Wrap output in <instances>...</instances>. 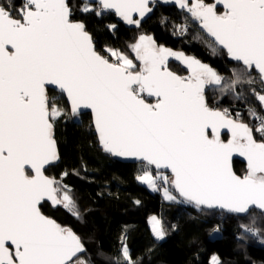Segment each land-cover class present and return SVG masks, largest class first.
<instances>
[{"label":"snow or ice","instance_id":"6c2138e0","mask_svg":"<svg viewBox=\"0 0 264 264\" xmlns=\"http://www.w3.org/2000/svg\"><path fill=\"white\" fill-rule=\"evenodd\" d=\"M175 3L241 65L226 88L211 66L158 46L149 35L130 46L134 58L112 48L97 50L84 23L72 18L69 0H22L15 8L11 0H0V264H89L80 236L42 212L43 202L66 209L74 203L69 186L45 174L59 159L54 128L65 115L50 99L49 86L69 102L71 114L91 110L104 151L154 166L157 178L145 171L137 179L154 190L162 181L168 200L177 199L175 191L197 207L264 213V115L250 108L259 123L249 126L239 113L233 117L210 107L205 96L206 89L221 86L237 89L242 99L238 86L253 84L255 72L262 87L253 96L264 111V0ZM81 11L97 17L114 12L139 27L152 7L150 0H95ZM170 57L182 61L189 75L172 71ZM225 129L230 139L222 138ZM236 155L246 160L243 176L233 170ZM152 220L162 239L160 220ZM115 264L139 262L122 242Z\"/></svg>","mask_w":264,"mask_h":264},{"label":"trees","instance_id":"16d2710c","mask_svg":"<svg viewBox=\"0 0 264 264\" xmlns=\"http://www.w3.org/2000/svg\"><path fill=\"white\" fill-rule=\"evenodd\" d=\"M69 2L72 18L84 23L97 50L114 48L134 58L130 46L139 35H152L159 45L185 52L211 66L225 78V88L241 67L225 50L216 48L199 25L175 3L157 0L153 14L137 27L111 12L97 17L81 11L88 4L86 0ZM11 3L14 8L19 7L22 0ZM108 25L116 27L110 29ZM182 25L188 26L186 31H181ZM169 68L182 76L188 72L176 60L170 62ZM252 78L253 84L244 82L238 86L242 99L236 98L237 89L221 91V86L212 91L207 89L209 106L227 109L233 117L239 113V118L249 126L258 125L259 121L249 116V109L264 115L253 96V89L259 91L262 86L255 72ZM247 79L242 77L243 81ZM49 97L55 98L56 106L63 108L65 115L57 119L54 128L60 160L46 174L62 179L69 186L74 203L66 209L45 202L42 210L80 236L89 264H115L122 242L139 264H212L214 254L219 256L218 264H264V213L253 209L247 215H232L224 210L197 207L175 191L177 199L168 200L162 191L164 184L154 190L137 179L145 171H155L154 166L122 161L104 151L90 113L71 114L67 100L52 89ZM256 136L259 140L258 133ZM227 138L224 135L223 139ZM233 165L237 174L243 176L247 172V164L235 160ZM64 172L69 175L62 177ZM152 216L160 219L165 239L156 238L151 229ZM241 225L258 228L260 232L253 235L242 231Z\"/></svg>","mask_w":264,"mask_h":264},{"label":"water","instance_id":"95a60500","mask_svg":"<svg viewBox=\"0 0 264 264\" xmlns=\"http://www.w3.org/2000/svg\"><path fill=\"white\" fill-rule=\"evenodd\" d=\"M70 1V0H69ZM88 3H92L93 5L95 4V0H86ZM157 0H150V7H152V12L151 13H149V14H147L142 20H141V22L142 21H146V20H148L149 19V17L153 14V12H154V7H153V4L156 2ZM111 13H113V14H115L114 12H111ZM116 15V14H115ZM134 18H139L138 16H136V17H134ZM94 42V41H93ZM94 44H95V42H94ZM172 71H174V70H172ZM174 72H176V71H174ZM177 73V72H176ZM178 74V73H177ZM180 75V74H179ZM49 89H52L53 90V88H52V86H49ZM207 91V90H206ZM205 96H206V92H205ZM68 102V101H67ZM208 102V101H207ZM68 104H69V102H68ZM69 107H70V104H69ZM216 109V108H215ZM217 110H220V109H217ZM222 111V110H221ZM85 113H90L91 114V117H93V126H94V115L92 114V112H91V110H89V109H81L80 110V112L78 113V114H85ZM78 114H76V115H78ZM94 128H95V126H94ZM97 132V131H96ZM97 135H98V133H97ZM224 135H227L228 136V138L227 139H230V132L227 130V129H225V130H222V132H221V136H222V138L224 137ZM227 139H225V140H227ZM56 143H57V150H58V154H59V159L58 160H56V161H54V162H52L51 164H49V165H47L46 166V171L48 170V168L50 167V166H53V165H56L57 163H58V161L60 160V151H59V147H58V142L56 141ZM110 154V153H109ZM112 155V154H111ZM116 157H118L119 159H121L122 161L124 160V161H126V162H132V163H134V162H137V163H145L144 161H142V160H140V159H138V158H135V157H119V156H116ZM239 161V162H243V163H245V164H247L246 163V160L243 158V157H240V156H238V155H236V156H234L233 157V164H234V161ZM155 168V167H154ZM233 170L235 171V168H234V165H233ZM236 172V171H235ZM45 174H46V172H45ZM236 174H237V172H236ZM47 175V174H46ZM237 175H239V174H237ZM48 176L49 177H52V176H50L49 174H48ZM43 203H45V202H43ZM48 204L50 203L52 206H55V207H59L60 205H53L50 201H48L47 202ZM204 207H206V208H208V209H216V210H219V211H226V212H228V213H230V214H232V215H234L235 213H231V212H229V211H227V210H225V209H222V208H220V207H218V206H216V207H211V208H209V207H207V206H204ZM251 210H253V209H250V211ZM249 211V212H250ZM42 212H43V210H42ZM43 214L44 215H46L44 212H43ZM241 215H243V214H241ZM47 216V215H46ZM49 218H51V219H53V220H55L53 217H49ZM56 221V220H55ZM57 222V221H56ZM69 229V228H68ZM73 231V230H72ZM75 232V231H74ZM76 233V232H75Z\"/></svg>","mask_w":264,"mask_h":264},{"label":"rangeland","instance_id":"374dc122","mask_svg":"<svg viewBox=\"0 0 264 264\" xmlns=\"http://www.w3.org/2000/svg\"><path fill=\"white\" fill-rule=\"evenodd\" d=\"M163 2H165V3H168V4H170V3H175V0H163ZM190 2H191V0H190ZM176 4V3H175ZM177 5V4H176ZM141 35H146V34H141ZM140 36V35H139ZM151 37H152V35H150ZM155 40V39H154ZM94 41V40H93ZM157 43V42H156ZM157 45L158 46H163V47H166V46H164V45H159L158 43H157ZM166 48H168V47H166ZM112 49H114V48H112ZM170 49V48H169ZM114 50H117L118 51V49H114ZM171 50H173V51H177V52H182V51H179V50H176V49H171ZM186 56H188V57H190V58H193L192 56H189V55H187L185 52H183ZM135 55V54H134ZM195 58V57H194ZM195 59H197V58H195ZM173 60H176L175 58H169V64H170V62L171 61H173ZM199 60V59H198ZM176 61H178V60H176ZM181 65H183V66H185L186 67V65L182 62V61H178ZM203 63V62H202ZM206 64V63H205ZM208 65V64H207ZM187 68V67H186ZM188 70V69H187ZM187 75H189V70H188V72L187 73H185L184 74V76H187ZM214 88V87H213ZM213 88H210V90L212 91V89ZM215 88H217V86H215ZM207 90V89H206ZM206 93H207V91H206ZM148 171H150L151 173H152V175H153V177L154 178H156L155 177V174H154V171H152V170H148ZM247 173V172H246ZM245 173V174H246ZM166 174H170V173H166ZM244 174V175H245ZM156 187H160V188H162L161 187V184H159V181L157 180V185H156ZM162 191H163V189H162ZM171 191V190H170ZM172 194H173V192H172ZM174 195V194H173ZM153 217H156L158 220H160L157 216H152L151 217V220H150V223H151V229H153V220H152V218ZM161 227H162V225H160ZM65 228H67V227H65ZM68 229V228H67ZM154 232V231H153ZM157 238V237H156ZM166 238V233H165V235H164V237L162 238V239H160V238H157L158 240L160 239V240H163V239H165ZM85 259H87V258H85ZM88 260V259H87ZM218 262H219V256L217 255V254H214L213 256H212V258H211V263L212 264H218Z\"/></svg>","mask_w":264,"mask_h":264},{"label":"built area","instance_id":"2783aa9c","mask_svg":"<svg viewBox=\"0 0 264 264\" xmlns=\"http://www.w3.org/2000/svg\"><path fill=\"white\" fill-rule=\"evenodd\" d=\"M187 26V25H186ZM188 27V26H187ZM154 174H155V177L157 178V175H158V170H155L154 171ZM158 180V179H157ZM159 181V180H158ZM159 184H161V187L163 185V182L162 181H159Z\"/></svg>","mask_w":264,"mask_h":264},{"label":"bare ground","instance_id":"6f19581e","mask_svg":"<svg viewBox=\"0 0 264 264\" xmlns=\"http://www.w3.org/2000/svg\"><path fill=\"white\" fill-rule=\"evenodd\" d=\"M153 230V229H152Z\"/></svg>","mask_w":264,"mask_h":264}]
</instances>
